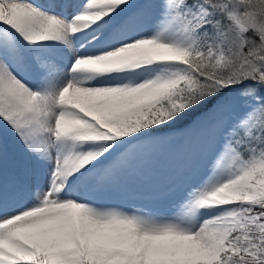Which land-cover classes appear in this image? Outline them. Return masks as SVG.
Here are the masks:
<instances>
[{
    "label": "snow or ice",
    "instance_id": "1",
    "mask_svg": "<svg viewBox=\"0 0 264 264\" xmlns=\"http://www.w3.org/2000/svg\"><path fill=\"white\" fill-rule=\"evenodd\" d=\"M0 264H264V0H0Z\"/></svg>",
    "mask_w": 264,
    "mask_h": 264
}]
</instances>
